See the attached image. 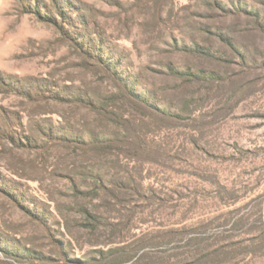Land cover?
<instances>
[{
	"label": "rangeland",
	"instance_id": "obj_1",
	"mask_svg": "<svg viewBox=\"0 0 264 264\" xmlns=\"http://www.w3.org/2000/svg\"><path fill=\"white\" fill-rule=\"evenodd\" d=\"M55 1L0 0V264H264V0Z\"/></svg>",
	"mask_w": 264,
	"mask_h": 264
},
{
	"label": "trees",
	"instance_id": "obj_2",
	"mask_svg": "<svg viewBox=\"0 0 264 264\" xmlns=\"http://www.w3.org/2000/svg\"><path fill=\"white\" fill-rule=\"evenodd\" d=\"M54 4H57V1H55L54 0ZM55 9L58 11V12H60V10L57 8V7H55ZM203 49H198V53L199 54H202V55H204L205 53H204V51H202ZM177 74H183V73H177ZM184 75H186L187 76V74H184Z\"/></svg>",
	"mask_w": 264,
	"mask_h": 264
}]
</instances>
